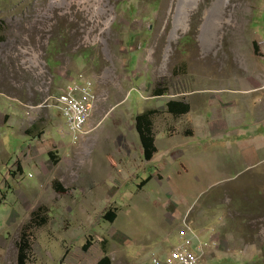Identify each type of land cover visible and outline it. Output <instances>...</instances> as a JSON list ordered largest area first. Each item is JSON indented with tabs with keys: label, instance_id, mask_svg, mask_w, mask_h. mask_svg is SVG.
<instances>
[{
	"label": "rangeland",
	"instance_id": "1",
	"mask_svg": "<svg viewBox=\"0 0 264 264\" xmlns=\"http://www.w3.org/2000/svg\"><path fill=\"white\" fill-rule=\"evenodd\" d=\"M79 75L97 102L73 143L48 100ZM198 176L214 177L184 196ZM168 204L208 244L201 264H264V0H0V264L162 261L146 247Z\"/></svg>",
	"mask_w": 264,
	"mask_h": 264
},
{
	"label": "built area",
	"instance_id": "2",
	"mask_svg": "<svg viewBox=\"0 0 264 264\" xmlns=\"http://www.w3.org/2000/svg\"><path fill=\"white\" fill-rule=\"evenodd\" d=\"M48 101L64 121L66 133L73 143L89 133L88 123L97 102L89 80L77 76ZM207 246L192 234V237L182 239L162 261L153 259V264H201Z\"/></svg>",
	"mask_w": 264,
	"mask_h": 264
},
{
	"label": "crops",
	"instance_id": "3",
	"mask_svg": "<svg viewBox=\"0 0 264 264\" xmlns=\"http://www.w3.org/2000/svg\"><path fill=\"white\" fill-rule=\"evenodd\" d=\"M256 103V102H255ZM240 115L241 114H239V115H237L236 116V118L234 117V119H237V118H241L240 117ZM239 116V117H238ZM245 119L246 118H244V121H245ZM219 121H222V120H219ZM219 121H212L208 126H209V128H208V130H207V132L206 133H204V136H217V135H214V134H217V133H214L215 132V130H213L212 129V127H211V125L213 126V125H217V124H219V123H217V122H219ZM253 126H250V125H246V127H244V129H243V132H241L240 134H239V132H237L238 133V136L240 135V137L241 138H243V139H251V137L254 135V130H253V128H252ZM258 128H256V130H257ZM219 131V130H218ZM217 131V132H218ZM223 133H221V134H224V133H229L231 130L230 129H226V130H224L223 129ZM233 132H235L236 130H232ZM251 133V134H250ZM218 135H220V132H219V134ZM247 136V137H246ZM239 137V138H240ZM211 138H213V137H211ZM240 138V139H241ZM212 154H213V149H212V151H208V152H205L204 153V156L205 157H211L212 158ZM209 170H210V174H212V172H213V169L212 168H209ZM206 174V173H205ZM213 177L214 176H198L197 178H196V181H195V183L192 185V186H189V188L190 189H188V191H186V192H184L185 190H187L186 188V182H185V184L182 186V184L183 183H181L180 181H178V180H172V181H174V185H173V187L174 188H176V189H180V191H182V189L184 190L183 192H184V196H189V197H193L195 200H197L198 198H199V196L201 195V193H203L204 192V190H205V188H206V186H208L209 184H210V181L213 179ZM163 179V178H162ZM152 180H154V179H152ZM170 181H171V179H170ZM150 182V181H149ZM152 182V181H151ZM154 182V181H153ZM163 182H164V180H163ZM186 185V186H185ZM192 190H193V194L191 195V192H192ZM185 193H189V194H185ZM194 200V201H195ZM194 201H191V202H193L194 203ZM176 205H172L171 207L169 206V204H168V206H167V208H165V210H166V212H169V214H168V216L170 217V220H169V223H170V227H169V230H167V231H165L164 232V235H165V240L163 241V242H161V243H158V242H148V246L146 247V250H151L150 251V253L152 254V255H161L162 257H163V259L175 248V247H177L176 246V244L173 246H171V247H166L165 245L167 244V245H169L170 243H171V241H170V239H171V237L172 236H174V235H177V245H178V243H180L181 242V240L182 239H184V238H190V237H192V233L190 232H188V231H184V229L186 228L185 226H180L179 224H181L182 223V221L185 219V217H186V215L188 214V212L187 211H185L184 213H182V214H180V215H177L176 214V212H175V207ZM166 216V218H167V215H165ZM193 223V222H192ZM208 225H209V223H208ZM186 230H187V228H186ZM205 230V232H203V234H208L209 232H208V230H209V228H207V229H204ZM184 232H185V234H184ZM201 234H202V232H200ZM200 234V235H201ZM227 243H229V239L226 241ZM170 246V245H169ZM168 248V249H167ZM167 249V250H166ZM149 253V254H150ZM156 258V257H155ZM162 259V260H163ZM221 260H223L224 258H220ZM205 262V261H204ZM205 264H208V262H206ZM210 264V263H209Z\"/></svg>",
	"mask_w": 264,
	"mask_h": 264
},
{
	"label": "trees",
	"instance_id": "4",
	"mask_svg": "<svg viewBox=\"0 0 264 264\" xmlns=\"http://www.w3.org/2000/svg\"><path fill=\"white\" fill-rule=\"evenodd\" d=\"M166 105L167 111L174 115H183L188 113L190 110L189 104L183 101H168ZM151 113H154V111L151 110L148 112H144L135 117V128L142 148V154L144 155V159L147 162H150L153 159L154 155L157 153L155 141L151 132V122L149 119ZM49 156H51V154H49ZM103 219L106 222L112 224L116 220V215L113 211H108L104 215ZM19 264H23L22 256L19 259ZM99 264H111V261L108 258H104L102 261H100Z\"/></svg>",
	"mask_w": 264,
	"mask_h": 264
},
{
	"label": "bare ground",
	"instance_id": "5",
	"mask_svg": "<svg viewBox=\"0 0 264 264\" xmlns=\"http://www.w3.org/2000/svg\"><path fill=\"white\" fill-rule=\"evenodd\" d=\"M89 1V0H88Z\"/></svg>",
	"mask_w": 264,
	"mask_h": 264
}]
</instances>
